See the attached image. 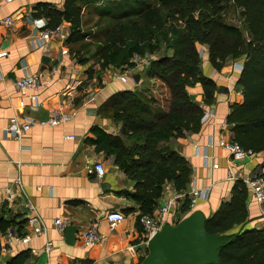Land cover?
<instances>
[{"label": "crops", "instance_id": "1", "mask_svg": "<svg viewBox=\"0 0 264 264\" xmlns=\"http://www.w3.org/2000/svg\"><path fill=\"white\" fill-rule=\"evenodd\" d=\"M40 3L51 4L61 11L64 0H16L0 8V225L10 223L5 232L17 234L15 229L23 221L21 204L30 202L43 221L46 234L26 244L9 243L0 264L21 253L25 258L22 264H140L146 256L140 246L142 234L137 221L140 208L124 194L133 191V182L114 165V156L95 152L89 140L94 138L93 130L99 129L110 138L122 140L126 147L133 141L138 147L143 146L141 139L123 135L124 125L113 118L115 110L109 101L122 91L144 92L142 95L147 100H155V104H148V109L159 108L165 113L169 92L163 83L159 84L162 90L158 89L159 85L147 86L145 83L152 80L144 74L136 73L126 83L112 78L113 72L125 73L128 68L99 72L89 61L85 63V39L74 46L55 41L34 44L35 31L48 24V19L35 15V6ZM7 17L11 18V25L2 23ZM81 19L84 33L85 7ZM61 25L68 35L69 25L63 22ZM231 64L227 61L221 73L212 71L210 64L211 68L207 66V76L228 92H216L213 104L204 108L212 114L208 120H201L199 132L184 133L182 137L158 143L188 162L191 168L188 190L210 188L207 197L197 199L194 208L206 218L221 202L229 200L236 180L245 182L258 168H264L263 153L235 161L219 146V139L231 138L226 124L230 106L242 102V89L236 84L239 74L231 72ZM39 74L49 81L44 88L23 92L16 89L17 79ZM187 92L191 100L201 103L203 92L198 84L187 88ZM59 110L70 115V120L49 126L51 112ZM28 122L30 128L18 138L10 133ZM95 162L103 166L101 178L93 170ZM213 164L217 165L216 169ZM15 181L19 187L13 185ZM169 184H163L154 212L164 187ZM7 187L12 188L10 199H5ZM182 208L183 203H179L173 209L174 221L184 215ZM111 211L124 216L112 231L105 220ZM247 211L245 228L264 226L263 204L258 205L250 194ZM56 219L67 222L62 233L53 226ZM93 224L100 240L84 246L80 235ZM27 229L22 224L20 233ZM3 233L0 230V239ZM47 243H51L48 251Z\"/></svg>", "mask_w": 264, "mask_h": 264}, {"label": "trees", "instance_id": "2", "mask_svg": "<svg viewBox=\"0 0 264 264\" xmlns=\"http://www.w3.org/2000/svg\"><path fill=\"white\" fill-rule=\"evenodd\" d=\"M226 5L238 11L246 37L240 28L222 21L220 14ZM158 6L172 7L180 15L182 25L177 22L178 26L175 23L166 26L171 15L163 20ZM158 6L151 7L149 0H64L61 11L48 3L35 6V15L48 19L47 27L62 22L69 25L65 44L73 46L89 38L87 32H81L84 7L85 12L98 17L125 21L112 28L99 48V72L130 68L134 55L162 53L150 60L144 76L167 87V112L159 108L150 111L147 106L155 104V100H147L144 92L122 91L109 101L115 110L113 118L124 125L123 135L141 139L143 146L138 147L133 141L126 147L122 140L110 138L99 129L93 130L94 138L89 140L95 152L114 156V165L133 182V191L124 194L139 205V216L154 212L164 183L169 182L179 192L188 191L191 176L188 162L158 143L182 137L184 133L197 134L204 108L214 102L217 87L201 71L197 45L207 46L209 62L217 70L228 60L243 59L236 81L242 89V102L230 106L226 124L232 142L244 151L264 154V0H160ZM194 10H205V14L201 12L196 18ZM162 46L163 52L159 51ZM88 60L85 56V63ZM197 84L203 92L201 104L191 100L187 92L188 87ZM248 197L246 184L236 180L229 200L221 202L206 219V232L219 236L222 243L220 264H264V226L245 228ZM182 209L184 215L189 213L187 200ZM24 223L15 229L18 236L23 234L20 229ZM0 226L5 232L10 223ZM232 230L236 231L230 233ZM23 256L21 253L6 264H22Z\"/></svg>", "mask_w": 264, "mask_h": 264}, {"label": "built area", "instance_id": "3", "mask_svg": "<svg viewBox=\"0 0 264 264\" xmlns=\"http://www.w3.org/2000/svg\"><path fill=\"white\" fill-rule=\"evenodd\" d=\"M16 0H0V8L3 4L12 3ZM5 25H11L12 21L10 17L2 20ZM36 30V29H35ZM33 39L34 44L46 45L50 42H60L65 43L67 38V32L64 30L62 25L55 27L44 26L38 31H35ZM142 56L134 55L130 62L133 64L132 67L125 70V73L113 72L112 78L115 81H120L126 83L132 75H134L138 70L143 69L146 65L148 59L141 58ZM238 66V65H237ZM239 71H241L242 66H238ZM49 84L42 75H36L31 77H23L15 81V87L20 92L26 90H39L44 88ZM70 120V115L62 113L59 111H52L50 117L47 121L49 126H57L59 124L68 122ZM203 121V120H202ZM31 126V122H28L21 127L13 128L10 133L18 138L21 134L27 131ZM72 138V137H70ZM219 146L226 150L231 156L232 160L242 161L246 158L253 156L254 154L249 151H244L236 143L232 142L231 139L224 140L219 139ZM214 169L217 168L216 164H213ZM93 170L98 177H102L104 174V169L101 163L95 162L93 164ZM248 187L250 196L253 197L258 205L264 204V168H258L257 171L252 175V177L244 182ZM15 187H19V182L15 181L13 184ZM167 186V185H166ZM210 188L203 190H197L192 187L187 193L179 192L174 189V187L169 184L166 188L164 187L162 199L157 207L156 211L152 214L138 216V224L141 228L142 239L140 246L145 252L148 250V244L150 240L155 236L161 227L165 224L176 223L178 220L174 221L171 218V214L175 206L179 203H184L185 200L188 201V211L193 212L197 199L206 198L209 194ZM5 199L12 198V188L7 187L4 190ZM22 207V218L25 222V226L28 228L23 232L22 236H18L13 231L7 230L4 232L0 239V259L7 253L8 244L15 241L19 244H26L35 237L43 236L46 234V227L38 215L35 207L30 202H25L21 204ZM187 214V213H186ZM124 219L121 212L111 211L109 212L105 220L108 224L109 230H114L118 224H120ZM67 225V222L61 219H56L53 222L54 228L62 233ZM81 242L84 246H91L100 240V236L96 231V224L91 225L87 230L83 231L80 235ZM51 243L46 244V251L50 250Z\"/></svg>", "mask_w": 264, "mask_h": 264}, {"label": "water", "instance_id": "4", "mask_svg": "<svg viewBox=\"0 0 264 264\" xmlns=\"http://www.w3.org/2000/svg\"><path fill=\"white\" fill-rule=\"evenodd\" d=\"M138 78L136 75L135 81ZM217 92L228 90L219 86ZM206 219L196 210L183 215L175 225H163L150 240L140 264H220L222 243L219 236L206 232Z\"/></svg>", "mask_w": 264, "mask_h": 264}, {"label": "rangeland", "instance_id": "5", "mask_svg": "<svg viewBox=\"0 0 264 264\" xmlns=\"http://www.w3.org/2000/svg\"><path fill=\"white\" fill-rule=\"evenodd\" d=\"M159 3H160V0H149V4L151 7L158 6ZM158 8L161 10L160 13H161V18L163 20H167V16L171 15V19H169L170 21L165 22L166 26H168L169 23H171V24L175 23L177 25V22L179 25H182L181 23H179L180 22V15L177 14V12H175V10L172 7L170 9H168V8H161L158 6ZM90 10L93 11L92 8ZM201 12L205 14V10H194L193 14L196 18H199ZM220 16H221L222 21L225 22L226 24H230V25H233L235 27L240 28L241 32L243 33V36L246 37L245 30L243 29V27L241 25L242 24L241 18L238 17V11H235L234 9H232L231 7L226 5V6H224V10L220 14ZM121 22L125 23L124 20L121 21L118 18L113 19L110 16L109 17H98V15H96L93 12L92 13L90 11L85 12V28L84 29H85V32H87L89 34V38L85 40V56L88 57L89 63L92 64L93 66H95L96 68L99 69V63H98V60H100V55L98 52L99 48L103 45L104 39L111 32L112 28L120 25ZM114 36H117V35H114ZM162 50H163V46L159 49V51H162ZM197 52L201 57V71H202L204 76L208 77L206 74L207 66H208V64H210L209 59H208V48L206 45H202V46L197 45ZM159 53L160 52H156L153 55L145 54L144 56H142L141 57L142 59L146 58V59H148V61L146 62V65H144L145 67H143V69H141V70H138L136 73L139 75H141V74L143 75L144 72L146 71L147 67L149 66L150 60L157 58ZM160 54H162V53H160ZM165 54H167V52ZM167 55L170 56V53L168 52ZM226 63H227V61L223 64L222 68L225 66ZM231 63H232L231 64V72L235 73V75L239 74L240 71L237 68H238V66H242L243 59L231 60ZM211 67L208 66V68H211ZM213 69L214 70H212V71H214L216 73H221V70H222L221 68L220 69L218 68V70H217V68H213ZM208 78L211 79L210 77H208ZM149 80H152V81H148L147 83H145V84H147V86L153 85L156 87V85L161 84V82H159V80H157V79H156L157 81L155 79H149ZM143 86L146 87V85H143ZM159 86L160 87L158 89L162 90V85H159ZM216 87L218 89L219 85L218 86L216 85ZM188 88H193V87H188ZM147 89H148V91L150 90L149 88H147ZM162 92H165V91L163 90ZM199 104H201V103H199ZM211 114L212 113H210V111H207V110H206V112L204 111V114H203V117L201 120H204V121L206 119L208 120L210 118ZM175 224L176 223H172V225H175Z\"/></svg>", "mask_w": 264, "mask_h": 264}]
</instances>
